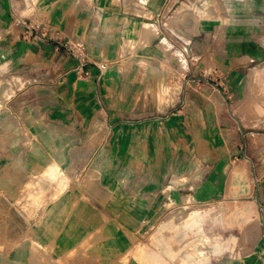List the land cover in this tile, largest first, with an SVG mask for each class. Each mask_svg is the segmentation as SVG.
I'll return each mask as SVG.
<instances>
[{
	"label": "crops",
	"instance_id": "1",
	"mask_svg": "<svg viewBox=\"0 0 264 264\" xmlns=\"http://www.w3.org/2000/svg\"><path fill=\"white\" fill-rule=\"evenodd\" d=\"M210 1L78 0V15L70 22L65 0L61 23H52L46 8L38 24L81 30L87 53L96 58L110 54L108 35L118 38L126 30L135 40L163 39L191 54L199 38L200 56L220 63L213 76L225 84L229 98L239 99L231 105L239 125L264 131V83L253 71L264 69L253 64L264 61V44L249 34L264 25V0H223L232 4L225 6L230 15L220 21L208 16ZM21 13L22 0H0V69L19 68L33 79L39 77L33 66L43 55L51 69L38 83L45 89L40 101L0 105V264H6L7 241L25 235L39 251L21 240L13 251L16 264H32L35 254L42 264H264V133L253 134V148L232 145L227 133L231 120L224 117L225 147L205 154L220 159L219 165L213 161L198 169L204 175L201 186L195 183V190L183 196L165 157V129L151 134L146 122L129 124L114 105L95 100L105 90L102 80L96 81V69L91 67L90 77L81 83L72 82L64 51L54 68L53 47L21 38ZM172 18L169 28L166 22ZM154 26L159 28L156 36ZM129 71L122 76H151L149 70ZM140 89L146 91L149 84ZM74 92L79 99L70 101ZM49 167H58L60 181L49 178ZM195 178L191 174L190 180ZM35 185L43 191L32 201L27 195ZM167 188L173 189L169 199L177 207L176 218L169 221L156 213ZM188 197L194 204L212 201L220 209L212 221H200L186 212L191 209L185 208ZM144 225L148 229L140 235Z\"/></svg>",
	"mask_w": 264,
	"mask_h": 264
},
{
	"label": "rangeland",
	"instance_id": "2",
	"mask_svg": "<svg viewBox=\"0 0 264 264\" xmlns=\"http://www.w3.org/2000/svg\"><path fill=\"white\" fill-rule=\"evenodd\" d=\"M63 1L65 0H22L21 19L25 22V25L23 24L21 38L25 41L33 39L42 44H47L49 48L53 47V51L49 56L54 55V68L60 60V58L58 60L60 52L64 51L68 58L69 67H67V71L73 77L72 82L81 83L82 80L90 77L89 70L91 67L96 69V81L102 80L105 90L97 93L95 100L114 105L118 108V113L125 114L124 120L128 121L129 124L140 126L146 122L149 127L148 131L151 134L159 131L163 133L165 129L167 134L165 157L167 163H170L172 171L177 174V181L174 177L169 180L181 183L183 196L189 195L190 192L195 190V183L201 184L204 175L200 174L198 169L204 168L213 161V165H219L218 161L220 159L217 161V158L205 157V154L206 151L211 149L216 150L225 147L224 127L222 125L224 117L229 115L231 120L227 133L232 140V145L240 142L243 149L248 148V146L253 148L255 144L257 145V142L254 144L253 134L264 133V131L259 132L258 128L255 127L246 130V128L239 125V116L231 109V105L238 102L239 99L229 98L225 84L221 82L220 78L213 76L212 71L218 68L220 63L211 61L212 59L209 58L205 60L203 56H200L203 47L199 38L197 39L196 52L193 50L195 54H191L189 49L183 46L171 48L163 39L153 42L145 37H140L135 40L131 38L133 33L126 30V34L124 33L118 38L111 39L112 37L108 35L110 54L104 57H92L87 53V42L82 40L81 30L45 29L38 24L43 20L42 11L46 8H49L51 12L48 16L51 22L61 23L59 17H61V11L63 10ZM238 1L243 2L244 0ZM253 1L246 0L245 2L251 4ZM223 2V0H213L210 1V5L206 6L208 7V16L214 18V21H220L221 18L230 15L228 10H225V6H230L232 3ZM236 4L234 3V5ZM68 7L69 21H75L79 9L78 0H68ZM86 8H88V5ZM173 20L172 18L169 22H166L169 28H171ZM158 30L159 28L154 26L151 32L153 31L156 36ZM89 32L86 31V34H89ZM249 34L259 43L264 44V25ZM149 52L151 53L147 55L146 53ZM81 55L85 57L83 70L88 72L85 78H81ZM49 56L48 62L50 60ZM100 58L103 59L100 60ZM43 59H45L44 55L41 62L33 66L39 76L33 79H29L19 68L6 67L0 69V105L5 101H40V98L45 95V89L40 88L38 83L45 81L41 76L46 75L47 70L51 69L50 64L45 67L46 62H43ZM253 64L259 68L264 67V61H257ZM1 65L3 63H0ZM101 65L103 68L100 70L98 67ZM2 69L4 71H1ZM127 70L131 72L149 70L151 76L126 79L122 75ZM253 71L256 72V80L264 83V69L254 68ZM21 81L24 82L22 88L19 87ZM31 83L36 84L31 85ZM146 84H149V89L143 92L140 88ZM107 88L110 89L107 90ZM74 94L75 96L70 97V101L79 99L76 97V92ZM54 96H56V93H54ZM251 104L254 107L253 100H251ZM112 112H115V110ZM173 118L176 120L175 124L171 126L170 123ZM170 135H174V137ZM232 160L234 159L231 158L230 161L232 162ZM179 173L180 175H178ZM191 174L197 177L194 181L190 180ZM60 176L59 170L53 178L54 181H60ZM190 183H192L191 190H189ZM42 191L43 188L35 185V189L30 194L33 196L28 194L27 198L37 201L40 199ZM171 192H173V189L167 188L161 201V203H164L161 206H156V213L158 212L159 216L164 217L166 221L176 218L174 210L177 207L169 199L172 196L170 195ZM23 198H26V196ZM158 201V198H156L154 205ZM187 201H185L187 203L185 208L191 207V209L186 212L193 213L200 221H212L213 215L220 209L212 201L194 204L195 202L191 201L189 197ZM149 225L152 226L153 223ZM213 228L215 226L211 225L210 229ZM147 229V226H142L139 234H144ZM24 239L27 240L28 247L32 246L31 251L35 253L39 251L37 244L26 235L16 242L7 241L5 244L6 264H16L13 255L14 247H19L21 240ZM215 244L216 242H214ZM83 249L84 247L81 248V250ZM86 255L88 256L89 253L86 252ZM32 258V264H42L43 262V258L36 256V254Z\"/></svg>",
	"mask_w": 264,
	"mask_h": 264
},
{
	"label": "bare ground",
	"instance_id": "3",
	"mask_svg": "<svg viewBox=\"0 0 264 264\" xmlns=\"http://www.w3.org/2000/svg\"><path fill=\"white\" fill-rule=\"evenodd\" d=\"M58 172H59V169L57 167L50 168L49 169V175H50L49 178H54L58 174ZM138 203H140V202H138ZM138 208L139 209L143 208V206H141V203L138 204Z\"/></svg>",
	"mask_w": 264,
	"mask_h": 264
},
{
	"label": "built area",
	"instance_id": "4",
	"mask_svg": "<svg viewBox=\"0 0 264 264\" xmlns=\"http://www.w3.org/2000/svg\"><path fill=\"white\" fill-rule=\"evenodd\" d=\"M84 61H85V57H84V55H81V78H85V76L88 74V72L86 70H83ZM102 68H103L102 65L100 67H98V69H100V70Z\"/></svg>",
	"mask_w": 264,
	"mask_h": 264
}]
</instances>
